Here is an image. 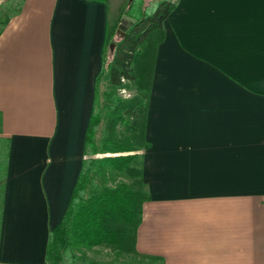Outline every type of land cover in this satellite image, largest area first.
<instances>
[{
    "label": "crops",
    "instance_id": "1",
    "mask_svg": "<svg viewBox=\"0 0 264 264\" xmlns=\"http://www.w3.org/2000/svg\"><path fill=\"white\" fill-rule=\"evenodd\" d=\"M116 0H16L0 21V264H43L83 158ZM145 121L140 254L264 264V0H173Z\"/></svg>",
    "mask_w": 264,
    "mask_h": 264
},
{
    "label": "trees",
    "instance_id": "2",
    "mask_svg": "<svg viewBox=\"0 0 264 264\" xmlns=\"http://www.w3.org/2000/svg\"><path fill=\"white\" fill-rule=\"evenodd\" d=\"M174 6L173 0H130L124 13L134 21L113 41L108 59L103 49L80 170L61 219L48 233L43 264H62L69 249L97 245L140 256L132 264H165L159 255L137 252L136 233L143 202L149 199L142 152L150 144L145 121L153 68L164 19ZM121 88L132 93L123 96ZM6 159L7 152L0 151V217ZM78 259L112 264L74 254L73 260Z\"/></svg>",
    "mask_w": 264,
    "mask_h": 264
},
{
    "label": "rangeland",
    "instance_id": "3",
    "mask_svg": "<svg viewBox=\"0 0 264 264\" xmlns=\"http://www.w3.org/2000/svg\"><path fill=\"white\" fill-rule=\"evenodd\" d=\"M130 0H116L112 5L114 7H118V5L121 6L120 13L121 17L125 12V9L128 5ZM148 1V0H147ZM152 1V0H150ZM17 5L16 0H0V21L10 12H12L13 8ZM120 17V18H121ZM125 29L118 28L117 26H112L110 28L109 26V37L107 41L105 42V45L103 49H105L106 53V59L109 58L111 54V47L113 46V41H116L119 38V35L122 31ZM111 43V45H110ZM119 92L123 96H129L132 91H128L125 88H121ZM119 179V176L116 177ZM86 255L87 257L94 259L96 261H102V262H111L112 264H132L135 262H138L140 259V256L135 255L134 253H126L123 251H120L117 247L113 245H97L92 248H84L82 247L80 251H77L76 248L69 249L68 251L63 253V260L62 264H82L81 260H73V255Z\"/></svg>",
    "mask_w": 264,
    "mask_h": 264
},
{
    "label": "water",
    "instance_id": "4",
    "mask_svg": "<svg viewBox=\"0 0 264 264\" xmlns=\"http://www.w3.org/2000/svg\"><path fill=\"white\" fill-rule=\"evenodd\" d=\"M132 21H134L133 17L123 14L118 23V28L126 29L132 23Z\"/></svg>",
    "mask_w": 264,
    "mask_h": 264
}]
</instances>
